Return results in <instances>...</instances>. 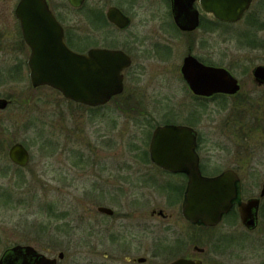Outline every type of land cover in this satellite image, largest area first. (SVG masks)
Returning a JSON list of instances; mask_svg holds the SVG:
<instances>
[{"label":"flooded vegetation","instance_id":"flooded-vegetation-1","mask_svg":"<svg viewBox=\"0 0 264 264\" xmlns=\"http://www.w3.org/2000/svg\"><path fill=\"white\" fill-rule=\"evenodd\" d=\"M21 2L0 0V87L7 82L26 80L29 88L53 89L61 100L71 104L59 105L58 123L63 107L83 110L89 121L99 122L91 126L93 141L85 144L84 151L72 156L69 154L78 176L85 177L88 182L80 188L75 186L76 192L82 193L79 203L85 208L87 255L102 257V264H170L178 259L199 264H222L210 258V254L214 257L218 255L211 247L221 244L224 239H238V236L246 237L258 231L261 221H264V195H260L264 183L258 194L245 196L239 173L233 168L218 169L217 165L207 162L204 156L205 139L199 122L190 121L188 115L177 111L175 106L156 107L142 104L137 99L135 102L138 104H130L124 99L118 100V97L123 96L132 65L153 60L168 62L173 59L178 47L175 41H180V46L185 47L181 65L185 57L191 55L204 65L218 66L198 55L200 47L211 42L207 35L214 33L220 38L223 28L229 31L242 24L246 27L260 25L264 0H229L225 6L222 0H25L23 9L19 10ZM29 6L37 18L25 16L30 30L24 33L19 15L24 16ZM222 10L231 11L239 17L235 20L222 19L217 15ZM38 27L47 31L49 38L35 40L33 31ZM57 32L62 43L78 55L87 57L92 49L118 51L110 62L127 64L121 70L122 92L113 95L106 103L88 105L63 97L60 91L49 85L34 87L29 68L33 46L36 42L48 43L47 47L61 45L52 39L53 33ZM247 39L251 40L248 44L260 45L258 41ZM216 42L214 36L215 45ZM87 58L90 63V58ZM180 75L187 90L197 99H210L217 95L232 98L242 87L232 73L240 85L235 94L204 96L195 94L181 71ZM252 79L257 86L264 87V84L254 80L253 75ZM12 93L8 88L0 90V98L8 101L0 111L12 103ZM110 101L114 105H109ZM238 106L246 109L250 104L241 102ZM110 109L119 113L113 121H108ZM126 118L130 122L129 127H125ZM122 119L125 123L120 125ZM164 125L188 127L192 131L179 132L175 137V143L178 142L176 151L157 154V157L151 154L150 145L155 129ZM58 130L60 139V126ZM68 132L75 133L72 127ZM118 134L125 136L117 137ZM192 136L196 159L187 162L184 160L192 155L181 152V149L185 150L184 143L189 145ZM111 141L114 145L112 153L109 152ZM58 143L57 148L61 150V143ZM155 158L167 160L156 162ZM191 166L197 167L202 176H217L229 169L238 176L236 198L215 225L193 223L185 216L184 194L189 177L184 168ZM61 187L57 186L59 190ZM67 187L73 189V185ZM251 199L258 200L257 207L254 202L249 203ZM59 216L63 217L62 211ZM250 220L252 226L247 225ZM17 245L32 246L14 244L6 248L0 258ZM32 247L37 253L55 258L49 256L50 252L45 249L41 252ZM33 259L32 256H25L22 250V254H12L11 264H32Z\"/></svg>","mask_w":264,"mask_h":264},{"label":"rangeland","instance_id":"rangeland-1","mask_svg":"<svg viewBox=\"0 0 264 264\" xmlns=\"http://www.w3.org/2000/svg\"><path fill=\"white\" fill-rule=\"evenodd\" d=\"M207 36L211 42L200 47L198 55L227 68L240 80L242 87L235 97L195 98L179 71L185 47L175 41L178 47L168 62L153 60L131 66L123 96L118 100L175 106L190 121H198L207 162L221 170L235 169L242 178L244 195L258 194L264 183V87L253 81L252 68L264 64V14L258 26L242 24L229 31L223 28L220 38L214 33ZM247 38L260 45L248 44L251 40ZM29 87L26 80L0 87L1 91L8 88L14 92L12 103L0 111V255L14 244H29L41 252L49 251V256L55 258L62 251L64 255L58 264H102V257L86 253V214L84 205L79 203L82 193L76 192L75 186L80 188L88 182L78 176L77 168L69 160L70 155L84 151L85 144L93 141L91 126L99 122L89 121L83 110L63 107L58 123L59 105L71 104L61 100L53 89ZM241 102L250 107H239ZM108 115V121H113L119 113L110 109ZM126 121L125 127H129L127 118ZM124 123L122 119L120 125ZM71 127L75 133L68 132ZM14 142L23 143L29 151L30 161L24 167L14 165L8 157ZM58 142L61 150L57 148ZM113 147L111 141L109 152H114ZM70 185L73 189L67 187ZM57 186L62 187L59 190ZM60 211L66 218L59 216ZM263 228L261 221L256 233L224 239L211 247L218 255L210 254V258L222 264H264Z\"/></svg>","mask_w":264,"mask_h":264},{"label":"water","instance_id":"water-1","mask_svg":"<svg viewBox=\"0 0 264 264\" xmlns=\"http://www.w3.org/2000/svg\"><path fill=\"white\" fill-rule=\"evenodd\" d=\"M229 0H222L223 6ZM25 0H22L19 10L23 9ZM214 12V9L211 8ZM36 15L31 6L25 15H19L24 33L30 30V26L25 22L26 17ZM225 20H235L238 14L231 11L222 10L217 14ZM36 17V16H34ZM37 18V17H36ZM32 32V31H31ZM35 40L49 38L47 31L38 27L33 31ZM32 33V34H33ZM53 40L61 45L47 47L48 43L36 42L33 46V54L29 61L31 84L36 87L49 85L60 91L63 97L88 105L106 103L113 95L119 94L123 90L121 70L127 64L110 62L118 51L92 49L86 56L71 52L62 43L60 34L53 33ZM58 42H53L57 43ZM183 78L190 89L199 95L210 96L215 93L235 94L240 85L232 73L225 67L204 65L191 55L185 57L181 65ZM252 75L256 82L264 84V64L256 65L252 69ZM8 101L0 98V109L7 106ZM192 131L191 128L173 125L157 127L153 133L150 145V152L158 157L157 154L174 153L178 147L175 137L179 132ZM171 144V146H169ZM175 146V147H174ZM185 150L181 152L191 153L192 157L184 161L194 162L195 143L193 136L189 142L184 143ZM188 147V148H187ZM177 152H179L177 150ZM10 161L20 167L28 164L30 155L28 149L21 143H13L8 150ZM156 162L166 161L167 159H154ZM189 177L188 185L184 194L185 216L193 223L205 225H215L237 195L238 176L233 170H225L221 174L213 177L202 176L197 167L191 166L184 168ZM264 195V185L260 193ZM258 200L251 199L249 203ZM247 225L252 226L250 220ZM32 256V264H56L58 259L63 258V252H59L56 258H49L41 253H37L32 246L17 245L0 258V264H11L13 253ZM170 264H199L187 259H178Z\"/></svg>","mask_w":264,"mask_h":264}]
</instances>
